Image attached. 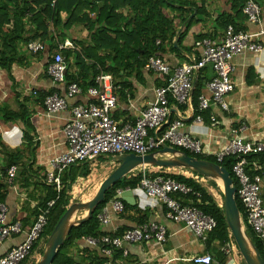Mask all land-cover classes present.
<instances>
[{
	"label": "crops",
	"instance_id": "0c3cea01",
	"mask_svg": "<svg viewBox=\"0 0 264 264\" xmlns=\"http://www.w3.org/2000/svg\"><path fill=\"white\" fill-rule=\"evenodd\" d=\"M90 1V4L84 5V11L80 16L88 15L89 19L94 21L97 13L91 12L90 9L93 7L94 0ZM191 1L198 4L199 7L204 5L207 16L203 17L195 10L191 18L195 17L197 20L203 19V21L194 24L183 40L181 48L173 51L170 45L164 47L165 52L160 57L168 64L171 74L165 76L144 70L142 77L136 74L127 76L125 79L126 87L122 91L125 94V98L118 96L117 88L115 87L118 103L111 115L121 126L134 125L136 123L140 113L155 101L156 90L168 85L177 67L191 64L201 58L203 52L197 46L199 43L197 38L201 34L210 36L209 40L213 43L223 42L225 30L221 28L218 19L223 14H233L232 3L234 0ZM0 2L6 3L4 0H0ZM29 4H31L33 10H36V15H43L42 10L44 6L42 3L38 7L37 3L30 0ZM62 5L63 9L60 16L61 20L66 22L71 15L73 5H70L69 2H64ZM9 8L14 10L15 5L10 4ZM128 11L129 9H121L117 11V14H121L124 18H127L129 15ZM165 13L169 16L175 15V12L171 9H167ZM33 16L28 10L25 17V34L23 35L24 40L28 41V44L19 43V51L22 58L21 63L13 64L10 69L0 68V109L7 111L9 114L21 113L25 110L28 112V118L33 130L29 131L20 120L12 122L0 120V173L6 168V158L10 152L9 150L18 149L19 151H23L28 149L25 142L26 136H33V144L37 148H34L36 158L35 168H42L49 172L51 170L50 163L68 153L69 146L64 128L72 117L71 111L49 115L44 106V99L48 95L57 93L67 97V85L56 84L48 74V67L52 64L59 46L63 45L67 40L73 44V47L64 50L65 52L68 50L72 52L74 50L79 51L81 45L87 48L94 46L92 32L89 28L91 24L88 26L89 23L86 21L82 24L77 23L73 25L67 31L66 36H63L65 37L64 40H62L60 33H58L59 31L56 32L54 22L46 21L48 32L52 33L56 38L55 44L57 48L51 50L49 44H44L42 38H39V36H43V33L35 26V22L32 21ZM106 20H108L106 23L111 24L113 28L125 25V21H122L119 17H111ZM176 22L179 26V32L174 46L179 47V35L186 25H182L179 20ZM238 24L240 25L239 29L243 32L263 34L264 12L259 24H251L247 19ZM61 28H58V30H61ZM111 38L115 40L112 42L119 41L120 45H123L121 38L118 39L116 34H113ZM258 39L263 46L262 52L244 51L232 60L235 71L232 74L233 90L226 96V101L229 105L228 111L223 110L212 101V95L207 88V84L214 77V73L210 67H207L196 74L193 84L195 90L198 76L201 73L203 84L202 96L210 101V108L202 111L199 101V115V112L196 113L193 110L191 102L188 106H180L171 99V113L164 130L168 125L181 121L184 127L180 131L201 142L204 152L203 156L215 157L235 137H239L244 141L264 143V34ZM32 43L43 44L45 50L34 53L29 49V45ZM115 52V49L109 51L111 55H115ZM99 54L104 55L106 52H100ZM71 60L73 62L72 58ZM79 72L80 69L73 64L69 74L78 76ZM82 90V94L78 96L73 98L67 97L71 106L86 105L94 101L88 95L87 89L82 88ZM202 113L204 114L203 116L201 115ZM30 150V153L33 154V148H30ZM108 155L111 154H104L102 155L104 158H97L88 164L91 174L88 179H78L73 190L74 199L78 200L77 196L80 193L81 184L85 182H89L92 186L99 184L100 188L112 172L116 170L118 167V163L114 159L116 155H111L114 156L111 159L107 157ZM160 158H168V156L162 155ZM142 169V166L138 167L127 176L135 178L141 174ZM146 171L150 174L149 176L165 174L195 178L203 186L204 182H206L205 179L194 177L181 166L146 167ZM262 177L261 198L264 202V174ZM14 182L15 180L11 184L4 183L6 185L4 202L9 209V220L11 222H21L23 231L0 243V258L24 242L37 219L38 197L42 196L38 187L32 185L30 189H25L22 188L23 183L21 181V183L17 181L16 185L13 184ZM138 185L136 188H131L132 191L123 197H129L131 202H127L123 198L121 199L125 206L122 214L115 213L113 208L116 194L115 198L104 207L109 212L111 222L106 226H101L103 236L117 237L127 230L136 228L140 224L157 223L167 229L168 238L164 244H126L125 249L128 251V255L123 256L121 251H117L115 257L112 259L115 264H203L197 263L194 259L205 257L212 258L211 264H244L239 257L240 250L238 251L237 249L236 255L227 256L221 251L222 247L219 244L216 243L209 247L207 242L199 239L190 228L168 220V209L164 203L160 199L149 197ZM210 192L213 193L211 189ZM96 196L90 201L92 202ZM86 198L89 199L90 196H86ZM174 198L181 204L189 206L190 199L186 196L177 194ZM45 246L41 244L34 253V256L30 258L31 260L25 264H37L42 258ZM86 250L95 252L96 248L91 247L84 241H80L72 250L71 255L80 260L88 255ZM116 254L118 257H116ZM102 257L104 256L102 255Z\"/></svg>",
	"mask_w": 264,
	"mask_h": 264
},
{
	"label": "built area",
	"instance_id": "2783aa9c",
	"mask_svg": "<svg viewBox=\"0 0 264 264\" xmlns=\"http://www.w3.org/2000/svg\"><path fill=\"white\" fill-rule=\"evenodd\" d=\"M52 2L54 3L55 0ZM243 12L251 24H259L262 20L263 10L255 0H247ZM263 34L237 31L234 26L230 25L225 31L222 43H213L209 39L199 42L197 46L203 52L201 58L191 64L177 67L168 85L156 90L155 101L140 113L134 125L121 126L111 115L117 106L118 98L115 94L114 80L110 74L97 76L96 85L87 89L88 95L94 99L92 103L74 106L69 104L67 97L73 98L82 94V88L76 83L67 86V97L57 93L46 96L44 106L49 115L69 110L72 115L64 128L69 151L50 163L51 170L47 174L48 181L60 185L61 175L68 168L86 161H94L104 154L145 156L159 152L163 144L186 153L204 155L201 142L180 131L184 127L181 121L168 125L164 130L171 113L170 101L172 99L180 106L190 105L194 90V77L200 70L210 67L214 77L207 84V88L212 95V101L223 110L228 111L229 105L226 96L233 90L232 74L235 71L232 60L244 51L262 52L263 46L258 38ZM157 44L159 45L160 41ZM72 47L73 44L68 40L60 45L52 64L48 67V74L56 84L66 85L68 69L63 52ZM29 49L38 53L44 51L45 46L41 43H32L29 45ZM144 69L147 72L165 76L171 74L168 64L160 56L150 57L145 63ZM199 101L202 111L210 108V101L204 96ZM152 132L154 135H151ZM260 153H264V143L244 141L235 137L215 158L219 163L231 156L239 159L233 169L239 184L238 196L245 208L247 226L262 242L264 259V202L261 198L263 177L262 175L252 176L246 170V157ZM258 168L263 170L261 167ZM17 173V167L9 169L6 175L7 183L11 184ZM149 175L146 166H143L138 187L149 197L160 199L164 203L168 209V220L190 228L199 239L207 242L209 235L218 226L217 221L199 209L183 206L174 198L177 194L188 195L192 189L170 175ZM131 191V188L116 190V199L113 202L115 213L122 214L124 212L125 206L121 199ZM54 203H49V206L52 207ZM48 221V211L42 212L24 242L0 258V264H25L33 257L34 247L42 240ZM98 221L101 226H106L111 222L107 209L104 208L98 215ZM244 228L246 227L244 226ZM22 231V223L11 222L7 205L0 203V243ZM167 238L168 232L164 226L157 223H144L125 231L121 236L83 237L81 241L98 249L106 258L104 264H115L112 259L115 257L116 251H121L123 256L128 255V251L125 249L126 244H164ZM221 251L227 256H232L236 255L237 248L234 243H227L221 248ZM194 260L203 264L212 262L211 257L195 258Z\"/></svg>",
	"mask_w": 264,
	"mask_h": 264
},
{
	"label": "trees",
	"instance_id": "16d2710c",
	"mask_svg": "<svg viewBox=\"0 0 264 264\" xmlns=\"http://www.w3.org/2000/svg\"><path fill=\"white\" fill-rule=\"evenodd\" d=\"M4 1L6 3L0 2V68L10 69L13 64L21 63L22 58L19 51V43L23 42L26 45L28 44V41L23 38L26 26L25 17L28 10L32 13V16L35 15L32 17V21L35 22V26L43 33V36L41 35L39 38H42L44 44L48 43L51 50L57 48V45L55 44L56 38L52 33L48 32L46 21L54 22L56 32L59 31L58 33H60L62 40H64L65 37L63 36H66L67 31L70 30L73 25H76L77 23L82 24L86 21L89 23L88 26L91 24L89 28L92 32L94 46L92 48H87L84 45H81L79 51L74 50V52H72L71 50H68L63 52L68 69L66 85L68 86L72 83H77L86 90L90 86L96 85L95 80L97 76L101 74H110L113 77L115 83L114 87L117 88V94L120 98H125V94L122 91L123 88L126 87L125 79L127 76L136 74L137 76L142 77L143 71L145 70V63L150 57L161 56L162 53L165 52L164 47L166 45H170L173 51H177L181 48L183 40L194 24L203 21V19L197 20L195 17L191 18L195 10L199 15L203 17L207 16V11L204 8V5L199 7L198 4L191 0H94L92 4L93 7L90 9L91 12L97 13L94 21L90 20L88 15L80 16L84 11V5L87 3L90 4V0H55L54 3L52 0H33L37 3L38 7L41 6V3L43 4V15L35 14L36 10L32 9L31 4H29L30 0ZM255 1L260 4L264 12V0ZM64 2H69L70 5H73L71 15L66 22H63L60 16L63 9L62 3ZM246 3L247 0L233 1V14H223L218 19V23L222 29L226 31L228 26L232 25L237 31H241L238 23L246 19L243 12ZM10 4L15 5L14 10L9 8ZM121 9H129V15L127 18H124L121 14H117V11ZM167 9H171L175 12V15H167L165 13ZM111 17H119L122 21H125V25L113 28L111 24L109 25L106 23L108 21L106 19ZM177 20H179L182 25H186L179 35V47L174 46V42L179 32V26L176 22ZM58 28H61V30H58ZM113 34H116L118 39L121 38L123 42L122 46L119 41L112 42L115 41L111 38ZM209 38L210 36L207 34H201L197 38V41L201 42ZM158 41H160V45H157ZM114 49L116 54L111 55L109 51ZM118 51L120 52L117 53ZM100 52H106V54L100 55ZM71 58L73 59V62ZM73 64L80 69L78 76H74L71 73L69 74ZM202 93L203 84L200 73L191 100L193 110L196 113L200 111L199 99L202 96ZM201 115L203 116L204 114L202 113ZM28 117V112L25 110L21 113L16 112L9 114L7 111L0 109L1 121L12 122L20 120L29 131H32L33 128ZM151 135H154V133L152 132ZM33 139V136L25 137L28 149L23 151H19L18 149L9 150L10 152L7 154L6 158V168L0 173V176H2L0 179V203H5L6 192H4V190L6 185L4 183L7 182L6 175L8 170L12 167L18 168V177L16 176L14 179V185L17 184V181H21L23 183L22 188L30 189L32 185L39 188V192L42 196H40V198L38 197L39 205L37 207V214L39 216L42 212L48 211L49 221L42 240L34 247L33 252L35 253L41 244H44V246L47 244L51 233L68 209L74 203L80 202L73 198V190L79 178L88 179L91 174L88 164H90L91 161H86L68 168V170L61 175L60 185L56 182H49L47 178L48 172L42 168H35L36 158L34 150L37 148L33 144ZM30 148H33V154L30 153ZM188 154L197 159L207 160L218 164L229 171L234 180V187L237 188L236 201L240 209L242 223L246 227L245 230L253 243L260 250L263 258L262 242L252 229L247 226L245 208L238 196L239 184L233 173L234 166L239 161L238 157H227L222 163H219L215 157ZM102 157L104 158V156H100L98 159ZM107 157L111 159L114 156L108 155ZM246 160V170L250 175L263 176L264 153L251 154L246 157ZM258 167L263 168V170H259ZM185 169L194 177L208 180L211 188L217 189L224 198V194L217 181L201 174L193 173L187 168ZM171 177L192 189V192L188 195L180 194L190 199L188 204L190 207L199 209L205 215L211 216L217 221L218 226L209 235L207 245L211 247L217 243L220 247H223L227 243L233 242L239 251L235 238L225 221L224 204H219L214 195L210 192V189L197 182L195 178H187L184 176ZM140 180L141 174L135 178H129L126 176L118 181L117 184L106 193L105 200L94 212L93 217L82 226L72 229L71 233L66 238L65 244L59 249L54 264H104L106 258L102 257V254L98 249H96L95 252L86 250L88 255L80 260H77L71 255L72 250L83 237L100 238L104 235L98 221V215L102 212L104 207L115 198L117 189L127 187L136 188ZM51 202H55L52 207L49 206V203ZM182 205L187 206V204ZM115 253H117V251ZM43 254L44 250L42 256ZM116 257H118L117 254ZM239 257L240 260L246 264L240 251ZM30 260L31 259L26 261V263Z\"/></svg>",
	"mask_w": 264,
	"mask_h": 264
},
{
	"label": "water",
	"instance_id": "95a60500",
	"mask_svg": "<svg viewBox=\"0 0 264 264\" xmlns=\"http://www.w3.org/2000/svg\"><path fill=\"white\" fill-rule=\"evenodd\" d=\"M162 155H166L168 158H160ZM114 159L115 162L118 163V167L102 184L96 198L91 204L84 205L75 203L68 209L51 233L45 246L44 254L37 264H54L59 249L65 244L66 238L69 236L72 229L80 227L88 222L93 217L99 205L105 200L106 193L111 190L118 181L141 166H181L189 169L193 173L213 179L217 181V183L221 182L224 194L223 204L225 209V221L235 238L246 264H264V259L261 256L260 250L253 243L243 226L240 209L236 201L237 188L234 187V180L231 174L224 167L207 160L197 159L167 144H163L159 152H154L145 156L126 154L118 155ZM123 199L127 202H131L129 197ZM80 211H85V214L80 219L75 220V212Z\"/></svg>",
	"mask_w": 264,
	"mask_h": 264
},
{
	"label": "rangeland",
	"instance_id": "374dc122",
	"mask_svg": "<svg viewBox=\"0 0 264 264\" xmlns=\"http://www.w3.org/2000/svg\"><path fill=\"white\" fill-rule=\"evenodd\" d=\"M218 185H219L221 191L223 192V187L220 185L219 182H218ZM80 186H81L80 193L77 196V199L82 204H91L92 202L90 200H92L98 194V192L100 190L99 184L92 186V184H90L89 182H85V183L81 184ZM204 186L211 189V191L213 192L212 194H214V196H215V198L219 204L223 203V197L221 196L220 192L215 188H211L208 180H206V182H204ZM86 196H90V198L87 199ZM84 213L85 212H83V211H80L79 213H75V215H74L75 220L80 219L84 215Z\"/></svg>",
	"mask_w": 264,
	"mask_h": 264
},
{
	"label": "bare ground",
	"instance_id": "6f19581e",
	"mask_svg": "<svg viewBox=\"0 0 264 264\" xmlns=\"http://www.w3.org/2000/svg\"><path fill=\"white\" fill-rule=\"evenodd\" d=\"M220 183V185L222 186V183L221 182H219ZM93 202V201H92Z\"/></svg>",
	"mask_w": 264,
	"mask_h": 264
}]
</instances>
